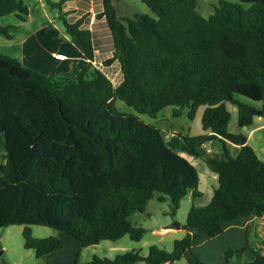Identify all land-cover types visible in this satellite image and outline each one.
Here are the masks:
<instances>
[{
	"label": "trees",
	"instance_id": "trees-1",
	"mask_svg": "<svg viewBox=\"0 0 264 264\" xmlns=\"http://www.w3.org/2000/svg\"><path fill=\"white\" fill-rule=\"evenodd\" d=\"M47 1L62 9L67 0ZM143 1L157 16H121L113 0H102L96 13L111 31L113 54L103 64L119 61L123 78L117 85L95 65L93 32L83 26L90 12L74 21L67 10L60 15L86 58L80 64L75 59L68 71L47 74L0 52V133L7 151L0 163V229L23 224L25 247L37 258L63 248L64 239L34 236L33 224L71 235L81 247L125 234L140 240L146 229L130 216L144 211L156 192L170 196L173 213L189 191L202 197L198 168L180 151L204 158L219 186L207 204H192L187 232L173 249L152 244L147 255L132 249L86 262L78 252L73 264H164L183 257L189 264H211L193 251L197 238L220 235L241 217L264 216V160L246 133L229 129L227 106L238 107L240 127L264 117V0H242L249 7L220 0L209 16L199 11L198 0ZM10 13L26 21L30 9L25 0H0V16ZM11 27L0 26V34L13 38ZM61 40L56 38V50ZM117 99L150 115L173 105L179 116L188 107L191 119L205 105V132L167 136L121 111ZM215 140L223 156L204 150ZM230 143L237 145L234 154ZM248 249L254 257L247 264H264V241L228 247L226 259ZM0 264H9L3 254Z\"/></svg>",
	"mask_w": 264,
	"mask_h": 264
},
{
	"label": "rangeland",
	"instance_id": "rangeland-1",
	"mask_svg": "<svg viewBox=\"0 0 264 264\" xmlns=\"http://www.w3.org/2000/svg\"><path fill=\"white\" fill-rule=\"evenodd\" d=\"M59 1V0H52ZM220 0H198V9L204 16H209L215 12V7ZM235 3H240L245 7L251 6V2L242 0H228ZM28 4L30 13L26 21H21L16 13H10L0 16V26L11 27V32L14 38H8L0 34V52L6 55H12L19 52L23 41L27 40L28 46H35L37 55L42 56L46 67H51V61L48 60L52 46L55 48L56 38H62L60 45L62 51L67 54H77L79 57H71L68 60L57 61L61 72L67 71L73 67L75 59L78 62L82 59V53L77 46L72 42L70 36L66 33L63 18L60 16L65 10L68 11L66 17L70 21L76 20L85 12H90L84 22L85 27H89L93 32V40L95 42V65L102 68L106 74L117 84L122 75L119 61H114L110 65H104L103 61L113 54V38L111 31L106 22V19L98 18L96 13L102 6V0H68L62 9L58 6L51 5L47 0H25ZM117 12L121 16H134L136 13H148L152 16L157 14L143 0H113ZM59 52V51H58ZM62 52V53H64ZM81 57V58H80ZM80 58V59H79ZM42 62V61H41ZM52 72V71H51ZM241 100L253 102L252 99L237 95ZM116 106L123 112L134 113L140 116L144 121L154 124L170 136L174 132L188 133L192 135L205 132L202 126V115L205 105L199 106L197 113L193 119L189 118V108L186 107L182 114L176 116L173 114L174 106L168 105L159 111L156 115L141 113L133 106L128 105L121 99L116 100ZM229 110L232 112V118L229 124V129L233 132L240 130L238 124V107L227 102ZM260 124L256 117L254 124L247 126L244 129L250 131ZM250 145L257 149L259 157L264 160V127L256 128L250 135ZM204 146L207 153L218 156V150H222V145L218 141L208 142ZM210 149L208 152L207 149ZM230 152L235 153L236 148L230 143ZM193 164L196 165L200 175L199 189L203 191V196L194 199L192 192L181 200L180 207L176 213L171 211V198L169 195L156 192V195L149 200L144 211L134 212L130 216V220L137 226H142L146 229L143 237L140 240H135L129 234L111 240L106 239L99 244L91 245L83 248L80 256L81 261L90 260L94 255L113 259L117 253L125 252L132 249H139L142 255H147L149 247L156 244L166 250H172L174 240L181 238L186 234L187 229L184 227L187 221L188 212L193 203L204 205L209 202L214 194V190L219 186L218 175L211 171L206 161L202 157H197L185 151H180ZM222 153V152H221ZM7 151L5 148V135L0 133V163L5 162ZM165 196L160 199L159 196ZM179 223L180 227L175 224ZM164 227H170L164 231ZM23 224H11L0 229V243L3 246V257L9 263L17 262L16 264H30L35 261L33 249L25 247L23 236ZM240 230H230L224 234L214 237H208L203 234L196 239L193 251L203 260L211 264H247L254 257L252 250L248 249L241 253L233 255L230 259H226V250L228 247L240 248L241 246L250 243L252 246H258V242L264 240V235H258L255 230L248 231V236L242 234L239 238ZM32 233L37 237H46L56 235L59 230L42 224H33ZM145 261H139L137 264H144ZM171 264H189L186 257L175 260Z\"/></svg>",
	"mask_w": 264,
	"mask_h": 264
},
{
	"label": "crops",
	"instance_id": "crops-1",
	"mask_svg": "<svg viewBox=\"0 0 264 264\" xmlns=\"http://www.w3.org/2000/svg\"><path fill=\"white\" fill-rule=\"evenodd\" d=\"M102 7H103V2H102V6L99 8V10H102ZM14 37L15 36H13V38ZM61 49H62V46H59L57 50L54 48V46H52L50 56H48V60H50L51 63H52L50 68L46 67L45 64L43 63L44 60L47 58V56H45L44 59H42V56H39V55L36 54V52L38 50L35 51V46L32 47V46H28L27 45V40L23 41V45H22V47L19 48V52H15V53H13L10 56L17 57L24 64H26L28 66H31V67H33V68H35L37 70H40V71H42L44 73L49 74V73H51L52 70H56L57 72H61L62 71V70H60L62 68H60V66L58 65L59 63L57 61L68 60L71 57L78 59V57H79L77 54H72L71 55V54H67L66 53L67 54V58H65V59H57V58H55V56L53 55V52H55V51L64 52ZM95 51H96V46H95ZM81 56H82V59L79 62V64L81 62L86 61V58L83 55H81ZM121 72H122V70H121ZM122 78H123V73H122L118 83H120ZM113 83H114V81H113ZM117 84L114 83V85H117ZM256 117H258V120L260 121V124L257 125L255 128L251 129L250 131H246L244 128L247 127V126H244V127H240L241 128L240 130L235 131V132L242 131V132L246 133L248 135V143H250L249 139H250V135L252 134V132L256 128L264 127V117L255 116V119H256ZM255 119H254V122H255ZM206 144L204 146H207ZM234 146H235V148H237V145H234ZM207 150H208V152H210L209 148ZM255 150H256V152H258L256 148H255ZM216 152H218V157L223 156V153H221L222 152L221 150H218ZM168 228H170V227H168ZM230 230H240V231H242V233L239 232V233H241L240 236H239L240 239L242 237V234H244L245 237H246V233L248 231L250 232V230H255L258 235H261V234L264 235V216H259V217L255 216V217H251V218L241 217V218L237 219L234 222L228 223L226 225V227H225V229H224L222 234H224L225 232H228ZM56 235H58V236H60V237H62L64 239L63 248H61L59 250H56V251H53V252H51L49 254H46V255H44L41 258H37L36 254H35V251H34V253H31V254L32 255L34 254L35 261L31 262L30 264H32V263H37V264H73L78 252H80V256H81L84 247H81L80 242L76 238H74L73 236L68 235V234H66L64 232H61V231H59V233L56 234ZM259 243H260V241L258 242V244ZM2 248H3V246H2ZM238 253H241V252H238ZM250 259L252 260V258H250ZM86 261L87 260H85L83 262H86ZM16 263L17 262H13L12 264H16ZM144 264H147V263H144ZM164 264H171V263L166 262Z\"/></svg>",
	"mask_w": 264,
	"mask_h": 264
},
{
	"label": "built area",
	"instance_id": "built-area-1",
	"mask_svg": "<svg viewBox=\"0 0 264 264\" xmlns=\"http://www.w3.org/2000/svg\"><path fill=\"white\" fill-rule=\"evenodd\" d=\"M53 55L57 59H65V58H67V54L66 53H62V52L55 51V52H53ZM168 229H169L168 227H165L164 231H167Z\"/></svg>",
	"mask_w": 264,
	"mask_h": 264
},
{
	"label": "water",
	"instance_id": "water-1",
	"mask_svg": "<svg viewBox=\"0 0 264 264\" xmlns=\"http://www.w3.org/2000/svg\"><path fill=\"white\" fill-rule=\"evenodd\" d=\"M175 225H176V227H180V224H179V223H177V224H175ZM1 254H3V250L0 251V255H1Z\"/></svg>",
	"mask_w": 264,
	"mask_h": 264
}]
</instances>
